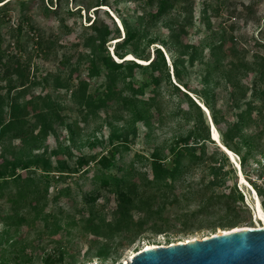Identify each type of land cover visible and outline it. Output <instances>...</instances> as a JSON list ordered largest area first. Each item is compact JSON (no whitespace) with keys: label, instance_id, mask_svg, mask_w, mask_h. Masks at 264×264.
I'll return each instance as SVG.
<instances>
[{"label":"rangeland","instance_id":"1","mask_svg":"<svg viewBox=\"0 0 264 264\" xmlns=\"http://www.w3.org/2000/svg\"><path fill=\"white\" fill-rule=\"evenodd\" d=\"M192 1L194 23L188 28L187 34L173 29L176 22L181 20L182 4L178 11L164 17L153 27L143 28V38L132 49L143 56L149 54L153 57L158 47L173 83V60L184 56V62L180 65L182 80L179 81V89L200 107L201 117L187 96L171 90L166 83L162 84L159 95L151 101L148 117L140 122H133L128 111L119 110L113 104L88 117H82L76 112L70 91L57 88L54 93L58 95L59 112L72 125V135L64 126H60L56 133L43 137L40 145L28 146L20 140L0 144V161L12 160L28 152H46L54 166L58 160L72 165L80 155L106 153L107 149L117 145L116 161L122 167L121 172L127 173L131 181L141 185L136 207L132 211L134 229L114 232L109 237L92 233L99 221V225L102 220L106 224L113 222L117 206L116 196L108 189L101 190L95 202L96 220H90L89 205L84 197L95 188L93 181L97 172L93 164L85 167L83 173L70 174L66 178H62L65 174L62 172H52L44 177V173L37 169L33 179L41 188L48 186L47 194L36 207L35 198L28 202L22 201L19 212L26 213L22 223L18 218L20 213L17 216L14 213L18 206L0 201V260L4 263L44 264L42 258L50 254L55 258L61 256L62 264H122L146 244L170 245L212 236L220 230L263 224L256 209V201L258 198L264 215L263 197L257 188L264 193V113L259 117L254 110L252 115L257 119L256 122L252 126H238V136L233 140L236 149L231 150V154H225L216 145L218 142L213 141L211 133L214 123V129L223 143V132L237 121L236 107L254 95L251 87L253 73L248 70H259L264 64V0ZM52 2L53 6L50 7L56 8V12L49 13L44 11V6H49L50 0H33L30 3L28 12L35 32L25 28L24 48H14L7 35L2 44L4 50H13V53L16 51L21 57L23 54V57L29 58V83H35L29 86L26 100L52 91L56 79L61 83L71 74L75 83L78 78L86 76V63L79 62L80 58H85L84 40L91 35V30L86 26L94 17L99 16L111 28L116 26L122 37V19L134 26L144 13L143 5L133 0ZM97 2L104 4L98 7L100 11L96 10ZM206 5L212 27L208 30L199 24L202 18L200 11ZM10 7V18L1 28L5 34L9 26L13 27L17 23L20 13L16 3ZM67 9L73 10L74 14L68 15ZM61 19L68 31L61 27ZM220 28L226 32L223 50L226 55L218 56L222 57V66L216 70L207 49L209 43L219 36ZM36 38L43 39L48 49L38 52L33 42ZM115 41L106 42L111 55ZM176 41L198 45L193 64L188 62L186 51L181 52L174 45ZM131 55L125 58L147 63L137 59L139 56ZM231 62H242L248 70H228ZM48 74L47 85L43 77ZM148 75L149 71L136 70L133 80L140 82ZM236 79L240 80L244 93L234 90L233 82ZM102 82L91 78L88 91L95 93ZM13 84L3 80L0 69V86ZM114 87L120 90L123 87L122 79ZM207 91L217 124L213 119V111L206 107L207 112L202 106L205 103L200 93ZM195 122H199L201 135L204 136L206 131L209 135L204 143V151H196L197 161L188 163L184 176L162 191L143 187L152 177L153 158H159L164 166L171 167L170 149L182 138L192 140ZM248 138L250 147L245 143ZM248 150L251 153L243 163L242 156ZM214 164L221 168L217 185L211 184L209 174V168ZM240 175L246 180H242ZM60 189L64 191L55 199ZM212 195L215 196L210 201L211 206L200 212ZM148 203L153 207L151 212L155 213L147 214ZM26 204H29V213L24 209ZM108 232L102 231L101 234Z\"/></svg>","mask_w":264,"mask_h":264},{"label":"trees","instance_id":"2","mask_svg":"<svg viewBox=\"0 0 264 264\" xmlns=\"http://www.w3.org/2000/svg\"><path fill=\"white\" fill-rule=\"evenodd\" d=\"M33 0H0V69L2 70V77L5 82H14L12 86H0V144L8 143L14 140H20L21 143L28 146L40 145L43 137H48L50 134L56 133L60 126H64L71 135L74 132L72 125L66 122L64 115L59 112L58 95L55 90L62 88L70 91L72 101L76 105L77 114L82 117H88L95 114L97 110L109 108L111 104L116 105L117 109L128 111L131 115L133 122L145 121L148 117L149 106L155 96L159 95L160 88L163 83L168 84L169 88L173 91L182 93L184 96L188 95L179 89V81L182 80V71L180 65L184 62V56L175 58L173 60V76L174 83L171 81L169 72L165 66L163 54L157 47L156 53L153 57L149 54L143 56L133 50L132 47L136 45L143 38V28H151L161 21L164 17L169 16L175 11L180 9L179 5L183 6L180 9L181 20L176 22L174 30L187 34L188 28L193 26V1L192 0H133L143 5L144 13L138 17L137 22L130 25L125 19H122L121 25L123 36L119 29L115 26L111 28L107 23H104L99 16L87 25V29L91 30V35L85 38V58L79 63H86L84 70L86 76L80 77L75 83L72 81V76L69 74L63 82H58L56 79L54 88L50 92H46L42 96H34L30 100H26V94L30 85L35 82L29 83L30 64L29 58L22 57L13 50H4L2 44L5 41V35L12 41L14 48H24L23 39L25 36V28L28 30L33 29L31 24V17L28 10L30 3ZM43 1V0H42ZM12 3H16L19 8V17L17 23L6 29V34L1 32V28L6 25L9 20V12ZM52 0L49 6H44L46 13L56 12V8H51ZM99 3V2H97ZM103 3L96 4V10ZM51 6V7H50ZM79 12V9H76ZM68 15H73L74 11L67 9ZM200 14L202 16L200 25L205 30L211 29V21L208 16V6H203ZM60 25L68 31V27L60 20ZM200 27V26H199ZM219 30V28L217 29ZM32 36L34 35L31 33ZM34 38V37H33ZM116 40L113 45V55L109 54L106 42ZM35 48L38 52H43L48 49L43 39H33ZM166 45L165 42H162ZM177 46H176V45ZM226 44V32L224 28H220L219 36L214 38V42L209 43L207 49L208 54L213 60L212 66L214 69H219L221 65V58L226 55L223 50ZM174 45L181 50L186 51L187 60L190 64L194 62V56L197 52L198 45L194 43L182 44L176 41ZM235 49V47H233ZM135 54L139 56L137 59L147 61L146 64H141L132 59L125 58L128 54ZM222 54V57H218ZM118 59H116V58ZM144 57V58H142ZM245 59V58H244ZM82 61V62H81ZM86 61V62H83ZM228 70L239 71V68L248 67L244 63L231 62ZM254 69V68H253ZM248 70L253 73L251 87L254 91L252 98L244 100L242 104L238 105L236 116L237 121L223 132V144L230 150L236 149L233 140L238 136V126L245 125L252 126L257 119L252 115L254 110L257 111L258 116L264 113V64L259 70ZM136 70L142 72L149 71V75L144 80L138 82L133 80ZM43 77V81L48 85L47 78ZM102 80V86L97 88L95 93L88 91L91 78ZM119 79L123 81V87L118 90L114 87ZM235 91L241 90L243 86L240 85V80L233 82ZM201 98L204 100L205 106L213 111V106L210 104L209 92L200 93ZM144 97H147L143 99ZM190 103L196 108L201 117L200 107L192 101L189 97ZM5 103V104H4ZM147 112V113H146ZM213 119L217 124V118L213 111ZM201 120V118H200ZM199 122H195L193 137L190 141L186 138L180 139V142L170 149L171 154V167H166L162 164L159 158H153L152 164V177L147 180V184L143 187L156 192L162 191L170 185V183L178 182L185 173V167L188 163L195 162L198 159L196 151L201 149L204 151V143L209 139L208 132L203 136L201 135ZM212 141V140H211ZM245 143L250 147V139H246ZM117 145L107 149L106 153L80 155L74 163L70 165L66 161H57L54 166L51 161L50 155L46 152L33 153L28 152L24 156L16 157L12 160L5 159L0 161V201L5 200L13 205L18 206L15 210V216H18L20 223L25 219L26 213L19 212L20 204L28 202L32 198L36 205H38L47 194L48 186L41 188L38 183L33 179L35 170L40 169L44 173V177H48L50 173L62 172L65 173L62 178H66L70 174L83 173L89 164H93L96 169L95 179L93 183L95 188L85 194V201L88 203V214L91 221H95L97 209L95 202L97 201L100 191L108 189L117 199V206L114 212L113 222L106 224L102 220V224L96 223L95 229L92 233L97 236L109 237L114 232L121 233L134 229V222L132 211L135 209L137 200L139 198L140 187L137 182L131 181L127 173H122V167L117 164L116 153ZM251 151L248 150L242 156L241 162L245 163ZM220 166L211 165L209 174L211 177V184L217 185V178L220 172ZM21 171V172H20ZM112 173H108V172ZM24 172V173H23ZM59 177V176H57ZM261 196V192L257 186ZM64 191L60 189L55 194V199ZM212 195L206 200V204L202 206L201 211L211 206ZM26 204L24 209L28 213L31 211ZM151 203L146 206L147 214L150 215L152 209ZM36 210V209H34ZM37 211V210H36ZM198 212V213H200ZM27 213V214H28ZM102 231L108 233L101 234ZM44 264H62L61 256L55 258L53 255L47 254L44 256ZM0 264H6L1 259Z\"/></svg>","mask_w":264,"mask_h":264},{"label":"water","instance_id":"3","mask_svg":"<svg viewBox=\"0 0 264 264\" xmlns=\"http://www.w3.org/2000/svg\"><path fill=\"white\" fill-rule=\"evenodd\" d=\"M124 264H264V226L142 249Z\"/></svg>","mask_w":264,"mask_h":264},{"label":"bare ground","instance_id":"4","mask_svg":"<svg viewBox=\"0 0 264 264\" xmlns=\"http://www.w3.org/2000/svg\"><path fill=\"white\" fill-rule=\"evenodd\" d=\"M129 55V58H130V56H132L131 54H128ZM141 61H144V60H141ZM199 103L200 104H202L200 101H199ZM202 106H203V108L208 112V109L206 108V106L204 105V104H202ZM213 123V122H212ZM212 128H213V131H212V133H211V137H212V139H213V141L216 143V140H217V142L222 146V147H220L219 146V144L218 143H216V145L223 151V152H225V154H227V153H232V151L229 149V148H227L221 141H220V139H219V137H218V135H217V131H215V129H214V123H213V125H212ZM227 152H226V151ZM241 176V179L242 180H246L242 175H240ZM256 209H257V212H258V214H259V216L262 218V220H263V224L262 225H259L258 227H262V226H264V215H263V213H262V210H261V207H260V203H259V200H258V198H257V201H256ZM235 228H239V227H235ZM251 228H255V227H251ZM234 229V228H233ZM228 230H230V229H225V230H220L219 232H218V234H220V233H222V232H226V231H228ZM206 237H209V236H204V237H202V238H206ZM202 238H200V239H202ZM189 239H187V240H184V241H178V242H175L174 244H176V243H180V242H187ZM158 246H167V245H156V244H146L144 247H142L139 251H141L142 249H147V248H156V247H158ZM135 254V251H134V253L131 255V256H129L128 257V259L127 260H124L123 262H122V264H124V263H126V262H128V260H129V258H131L133 255ZM89 264H92V263H89Z\"/></svg>","mask_w":264,"mask_h":264}]
</instances>
